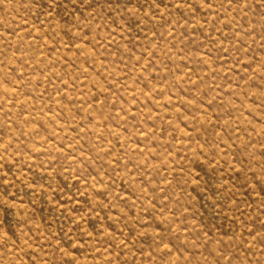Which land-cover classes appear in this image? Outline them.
<instances>
[{
	"label": "rangeland",
	"instance_id": "374dc122",
	"mask_svg": "<svg viewBox=\"0 0 264 264\" xmlns=\"http://www.w3.org/2000/svg\"><path fill=\"white\" fill-rule=\"evenodd\" d=\"M0 264H264V0H0Z\"/></svg>",
	"mask_w": 264,
	"mask_h": 264
}]
</instances>
